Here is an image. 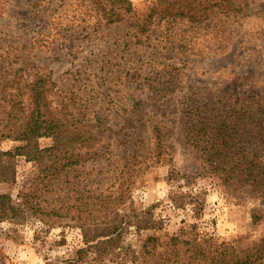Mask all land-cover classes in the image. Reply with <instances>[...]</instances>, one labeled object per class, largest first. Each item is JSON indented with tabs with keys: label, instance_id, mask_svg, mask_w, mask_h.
<instances>
[{
	"label": "rangeland",
	"instance_id": "rangeland-1",
	"mask_svg": "<svg viewBox=\"0 0 264 264\" xmlns=\"http://www.w3.org/2000/svg\"><path fill=\"white\" fill-rule=\"evenodd\" d=\"M169 1L0 0V86L15 84L10 92L26 113L41 92L42 113L62 133L58 159L69 164L79 155L45 181L53 159L11 160L15 179L0 184V197L19 205L29 196L35 214L0 223V264H101L94 256L77 261L88 216L82 211L126 187L119 215L134 210L162 224L140 235L129 230L124 240L134 256L104 264H139L143 240L166 241L186 225L219 243L264 239V188L251 186L241 170L234 177L216 171L210 148L188 139L192 108L212 115L218 103L223 116L264 103V0H178L183 16H174ZM259 134L245 136L247 150L241 140L236 145L264 168ZM36 144L53 146L48 138ZM23 145L2 142L0 153ZM226 156L218 160L246 161ZM173 193L195 197V211L174 209Z\"/></svg>",
	"mask_w": 264,
	"mask_h": 264
},
{
	"label": "trees",
	"instance_id": "trees-1",
	"mask_svg": "<svg viewBox=\"0 0 264 264\" xmlns=\"http://www.w3.org/2000/svg\"><path fill=\"white\" fill-rule=\"evenodd\" d=\"M174 4L170 10L174 16H183L184 13L179 11L182 9L178 6V0H170ZM111 5L114 1L110 2ZM187 9V6L185 7ZM185 8L182 10L184 11ZM178 11L180 13H178ZM194 9L188 12L192 13ZM114 15L108 17V22L114 23L117 19ZM201 18V17H200ZM11 83V82H10ZM14 83L3 82L0 86V101L2 111L0 112V143L5 141L20 142L24 145L18 147L14 152L0 153V184L12 183L15 179V171L11 162L15 156H25L29 161L40 164L46 157L53 159L50 167L46 169L47 174L42 177L41 181L52 180L57 178L66 166L77 163L76 159L79 155L72 153V160L69 164H62L58 159L61 150V130L58 123L49 120L42 113L40 107L41 92L36 93L32 97V111L26 113V105L22 101L16 100V94H12L10 90L14 88ZM31 85H29L30 87ZM7 105L2 106V105ZM28 106V105H27ZM239 107L236 104V108ZM218 103L213 105L212 115H207L206 110L203 112L198 109H191L189 114L188 139L192 146L195 144H206V148H210L208 156L214 159L211 163L218 172H226V177H234L235 173L231 171L241 170L246 175V182H250L251 186L264 188V168L262 163L255 165L253 161H248L244 152H240L237 148V141L241 140L245 150L249 149V141H244L248 134H262L264 132V103L261 101L252 102V104L241 106L236 111L225 113L219 109ZM195 123V125H194ZM250 129V130H247ZM262 132V133H261ZM257 136L261 138L264 135ZM41 138L51 139L53 146L46 150H39L36 144ZM78 136L73 137L72 143L75 144ZM253 136H250L249 140ZM224 154L237 155L243 154L246 161L242 164L233 163L234 159L225 162L219 161L218 158ZM255 153H253L254 155ZM226 156V157H227ZM226 157L224 159H226ZM7 158V160H5ZM45 170V169H44ZM253 174V172H255ZM263 172L258 175V172ZM253 174V175H252ZM126 188H122L119 194L99 197L96 199L98 203H92L91 209L82 211L87 214L80 224L82 230V247L76 252L78 262H83L94 256V261L104 264L110 257H123L130 261L134 256L131 245H126L124 236L129 230H133L135 235H140L146 231H153L160 228V223L152 217L142 218L136 211L131 210L127 215H119L118 207L124 200V192ZM190 194L173 193L170 197L171 206L176 210H184L187 206H195L197 201ZM24 203L15 205L12 203L10 196L0 197V223H15L26 218L27 212L31 211L28 205L29 196H25ZM27 208H26V207ZM195 211V207H193ZM199 212V211H198ZM82 220V218L80 217ZM258 221V217L253 218ZM162 224V223H161ZM160 226V227H159ZM243 240L234 241L232 243H219L209 235H200L197 227L194 225H186L179 231L178 235L161 241L158 237L150 236L142 241L140 246L141 259L139 264H264V239L258 244L241 245ZM112 263V262H109ZM69 264H75L70 262Z\"/></svg>",
	"mask_w": 264,
	"mask_h": 264
}]
</instances>
